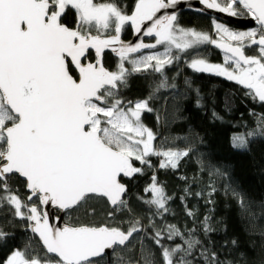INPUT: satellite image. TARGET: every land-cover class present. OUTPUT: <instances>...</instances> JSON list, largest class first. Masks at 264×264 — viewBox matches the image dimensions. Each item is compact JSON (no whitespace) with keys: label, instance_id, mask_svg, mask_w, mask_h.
I'll return each mask as SVG.
<instances>
[{"label":"trees","instance_id":"1","mask_svg":"<svg viewBox=\"0 0 264 264\" xmlns=\"http://www.w3.org/2000/svg\"><path fill=\"white\" fill-rule=\"evenodd\" d=\"M99 1L115 3L124 15L139 2ZM238 11L237 17L248 15ZM217 23L201 12L179 14L175 21L178 28L208 38ZM250 48L244 49L245 56H255ZM223 56L221 49L204 42L174 51L160 70L137 71L129 64L116 89L104 91L112 90L106 106L118 103L128 111L147 103L140 123L155 137V145L153 153L133 159V174L121 180L125 198L117 206L88 197L66 214L65 223L81 232L105 228L128 237L110 260L104 255L93 264H264V101L238 82L187 63L202 57L222 64ZM120 66L119 58L106 59L110 73L118 74ZM13 123H18L16 117ZM235 135L247 138L246 148L233 145ZM167 152L181 154L174 166H162ZM156 187L163 195L160 201ZM17 188L20 207L13 203ZM33 195L40 200L16 175L0 176V264L16 255L29 264L61 260L32 234L24 202Z\"/></svg>","mask_w":264,"mask_h":264},{"label":"water","instance_id":"2","mask_svg":"<svg viewBox=\"0 0 264 264\" xmlns=\"http://www.w3.org/2000/svg\"><path fill=\"white\" fill-rule=\"evenodd\" d=\"M242 2L254 18L221 11L209 0L157 1L154 18L135 30L133 39L117 46H97V75L105 52L135 54L145 40L154 39L166 20L186 12H201L238 29H252L257 22L264 30V0ZM34 0H0V93L4 104L18 119L8 132V151L1 158V176L16 175L27 189L38 195L44 208L42 220L32 221V234L41 246L71 264H91L117 247H125L128 237L108 229H78L65 223L66 214L88 197L109 200L117 206L125 198L122 178L133 174L123 159L97 135L87 131L86 102H102L101 94L113 87L109 77H81L76 81L67 68L69 59L82 74L89 51L86 40L75 42L72 34L47 23ZM221 51L242 65L246 56L239 47L221 45ZM34 80L37 97L29 101L22 84ZM129 166V167H128Z\"/></svg>","mask_w":264,"mask_h":264},{"label":"rangeland","instance_id":"3","mask_svg":"<svg viewBox=\"0 0 264 264\" xmlns=\"http://www.w3.org/2000/svg\"><path fill=\"white\" fill-rule=\"evenodd\" d=\"M138 3V12L144 13L148 11L147 0H141ZM210 4H214L223 12L231 8L230 13L235 16H237V13L242 14L238 11V8H241L248 13L243 19H256L255 16L246 9L242 2L238 4L235 0H229L228 6H224L220 0H209V5ZM97 16L103 18L109 16L108 9L97 8ZM238 17L242 18L243 16L239 15ZM204 42H208L211 46L213 45L218 49H221L220 47L223 44L234 45L243 50L251 47L249 52L253 51L256 54L255 56H246V63L244 65L233 56L225 53H223L222 64H213L202 57H195L185 62L189 63L190 67L199 72L218 75L222 78L238 82L250 88L260 100L264 101V30L258 22L254 28L246 30L231 27L221 22L217 23L215 33L211 38L203 34H198L192 30L178 28L174 24L166 25V27L161 30L160 34L140 52L119 58L121 61V68L118 69V74L115 72L109 74L110 81L112 79L117 83L122 82L121 80H123L128 73L127 65L129 64L137 71L147 72L148 70H160L164 65L171 62L174 51L182 53L186 51L187 48L201 45ZM21 90L22 93L29 98V101L35 99L38 95L37 83L34 80L26 81L22 84ZM111 91L110 89L106 91L105 95H101L103 99L101 103H85V110L89 118L87 131L97 135L102 144L118 153L123 159L129 160V166H132L131 163L133 159L139 160L143 158L145 154L147 155L154 152L155 137L140 123L141 114L143 111L148 110V105L146 102H138L128 111L120 109L118 103L106 106L109 97L112 96ZM14 117L15 116L10 113L7 106H5L4 99L0 93V157L8 151V144L5 143V141L8 142L6 132L15 125L13 123ZM232 142L236 148L244 149L247 146L248 140L245 136L235 135L233 136ZM163 156L164 158L161 162L162 166L171 167L177 163L181 154L177 152H167L164 153ZM18 189L19 188L14 190L16 196L13 203L20 207L22 205V200L18 193ZM155 192L158 201L162 200L163 195L161 190L156 187ZM24 204H27L26 216L31 225L33 220L43 219L44 208L41 206V200L36 196H30L25 200ZM38 206H41V208H37ZM20 211H22V209H20ZM83 231L85 233V230ZM8 264L29 263L24 260L21 255H16L11 257ZM54 264H71V262L66 259H61Z\"/></svg>","mask_w":264,"mask_h":264},{"label":"flooded vegetation","instance_id":"4","mask_svg":"<svg viewBox=\"0 0 264 264\" xmlns=\"http://www.w3.org/2000/svg\"><path fill=\"white\" fill-rule=\"evenodd\" d=\"M37 3L38 9L44 13L45 21L55 28L64 30L75 37V42L79 39L86 40V45L89 46V51L84 56L82 61L83 67H88L89 71L83 70L79 74L73 67L69 59H66L67 68L71 76L78 81L81 77L97 80L102 77H109L110 72L106 69V59H116L122 56L131 54H123L118 56L115 53L105 52L101 66L103 72L97 75V46L102 47L117 46L123 42H129L135 35L136 28L150 18H154L157 1L167 4L176 0H147L148 11L138 12L137 3L130 15H124L115 3H101L99 0H34ZM141 0H139L140 2ZM97 8L108 9V15L103 17L97 16ZM111 15V16H110ZM179 15L171 17L166 23L160 27L157 36L166 25L174 24ZM156 36V37H157ZM155 37V38H156ZM153 40V39H152ZM152 40H145L142 45L144 49ZM243 50V49H242ZM244 51V50H243ZM245 53V52H244ZM112 88L117 87V82L111 79ZM106 88L105 90H107ZM104 90V91H105ZM104 91L101 95H103ZM97 103V102H95ZM42 220V219H38ZM84 234L78 230L77 235ZM35 264V263H34Z\"/></svg>","mask_w":264,"mask_h":264}]
</instances>
